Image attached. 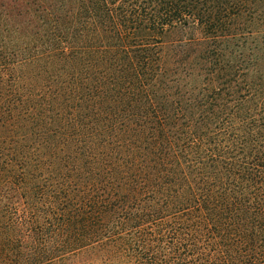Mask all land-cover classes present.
I'll list each match as a JSON object with an SVG mask.
<instances>
[{
    "label": "trees",
    "instance_id": "obj_1",
    "mask_svg": "<svg viewBox=\"0 0 264 264\" xmlns=\"http://www.w3.org/2000/svg\"><path fill=\"white\" fill-rule=\"evenodd\" d=\"M0 264H264V0H0Z\"/></svg>",
    "mask_w": 264,
    "mask_h": 264
}]
</instances>
